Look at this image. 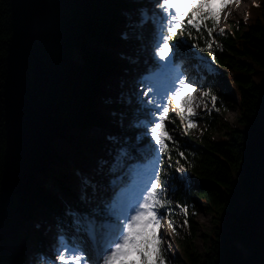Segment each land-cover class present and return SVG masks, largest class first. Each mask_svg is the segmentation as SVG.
Returning a JSON list of instances; mask_svg holds the SVG:
<instances>
[{
    "label": "trees",
    "instance_id": "1",
    "mask_svg": "<svg viewBox=\"0 0 264 264\" xmlns=\"http://www.w3.org/2000/svg\"><path fill=\"white\" fill-rule=\"evenodd\" d=\"M134 4L0 0V264H19L28 244L40 249V210L64 215L45 177L59 157L54 138L69 136L70 127H99L118 136L113 143L96 138L100 154H118L125 144L126 130L97 105L104 85L124 70L114 50H123L119 33ZM252 13L213 33L214 62L236 74L230 80L238 126L203 112L195 138L176 137L185 157L173 149L171 167L163 157L161 174L173 202L166 217L181 232L175 242L186 264H264V0ZM205 38L206 32L202 38L193 31L191 42L206 48ZM220 95L216 106L224 110L230 101ZM174 128L181 132L179 121ZM220 129L225 137L215 139ZM53 178L73 207L90 213L81 200L83 185L71 186L67 174ZM198 208L210 215L206 231L200 232Z\"/></svg>",
    "mask_w": 264,
    "mask_h": 264
},
{
    "label": "snow or ice",
    "instance_id": "2",
    "mask_svg": "<svg viewBox=\"0 0 264 264\" xmlns=\"http://www.w3.org/2000/svg\"><path fill=\"white\" fill-rule=\"evenodd\" d=\"M149 2L153 7L138 12L123 38L142 40L140 30L148 23L152 25L151 58L155 63L150 74L138 81L136 107L130 121L148 141L151 159L147 164L131 167L132 182L108 203V218L105 221L100 222L90 213H81L69 206L66 215L73 218L76 232H59L53 251L44 253L46 259L42 264H119L121 258L128 256L132 250L140 256L141 264H166L165 244L170 247L171 242H166L159 235V230L171 229L175 232L176 227L172 219L164 223L165 214L171 216L173 202L167 199L168 186L161 180L159 169L164 156L169 160V167L172 166L173 149L179 157H185L179 140L173 134L176 130L168 128L167 122L176 123L169 113H175L180 121L181 134L187 135L190 129L196 128L194 118L200 115L197 109L201 105L206 111L219 113L221 110L216 106L219 97L213 89L198 85L186 71L181 70L182 65L176 64L175 57L181 48L187 46V40L193 39V31L202 38L206 32V48L197 43L189 47L198 48L200 52L208 51L214 61L213 33L223 34L224 29L218 27L220 17L211 10L212 0ZM231 2L221 0L222 9ZM235 2L239 3V0ZM205 8L208 10L205 11ZM208 100L212 104L211 110H208ZM169 142L173 147L169 146ZM175 163L179 165L176 171L183 174L186 171L184 165L179 160ZM84 184L87 185L88 181L85 180ZM179 207L187 216V206ZM85 236L96 245L98 255L95 261L88 252Z\"/></svg>",
    "mask_w": 264,
    "mask_h": 264
},
{
    "label": "rangeland",
    "instance_id": "3",
    "mask_svg": "<svg viewBox=\"0 0 264 264\" xmlns=\"http://www.w3.org/2000/svg\"><path fill=\"white\" fill-rule=\"evenodd\" d=\"M142 0H139V2H141ZM258 2V0H239V3H236L235 0H232L231 3H229V9L230 12L228 10H225L224 7L222 9L221 7V1L218 5H211V10L216 13L220 18H219V28H223L225 30H230L231 25H236L237 23H239L240 20H242V18L245 15V10L248 9V7L250 6L249 9V17L252 18L253 17V11L256 8L255 4L251 6L252 3ZM228 5V4H227ZM225 5V6H227ZM145 7H141L138 3H136V5H133L132 7L129 8L128 13H134L135 15L138 14V12H140L141 10H144ZM228 9V8H227ZM208 9L205 8V11H207ZM126 42V49L125 52H122L124 58L127 57V53H130V49H132V47H135V51L140 47L139 45L143 46V41L139 40V41H135V40H125ZM94 45V44H91ZM131 46V48H129V46ZM139 46V47H138ZM138 47V48H137ZM144 47V46H143ZM144 49L146 50V48L144 47ZM133 52V53H134ZM140 53V51H139ZM138 53V55H139ZM135 54V53H134ZM147 57L149 59V62L152 60L149 56V53H147ZM151 59V60H150ZM126 60V59H125ZM133 61V60H132ZM176 64L179 63L180 65H185V59H175ZM209 64H212L209 61ZM208 64V65H209ZM213 65V64H212ZM192 69V68H190ZM201 72H203L204 70L201 68L200 69ZM222 71L225 75H220V74H214L216 76H212L211 78V82L214 84H216L217 86V91L218 93H221L225 99L230 101L229 107L225 108L224 110H221L219 112L220 116L222 117L223 121H226L227 123H229L231 126H238V124L236 123V118L238 115V111L236 109V104H235V92H234V86L232 81H230L229 79V75L231 76H236V74L229 72L228 70L222 68ZM130 71L127 72V74H125V76L122 78H114L112 80H110L109 82H107V84L104 86V93L102 96V100L99 97V101H98V105L97 108L102 111V114H104L105 112V105L108 106L109 104L114 105V106H126L127 109H130L127 115L125 110L126 109H122L121 111H119L117 113V115L114 116L115 120H117V123L119 122V125L122 128L127 129V133L123 136H121V140L123 142H125V146H129L132 148V145H137V141L139 137H142L140 135V131L139 129H136L135 127L132 126V124L130 123V117H132L133 115V110L136 107V103L134 102L135 98H130V95L128 96V94H130V92H128L127 90L124 89V93L122 91V95H124L122 97V95L120 96H115L116 92H114L115 90L118 91V86L120 87V82L126 80L127 78H129ZM228 77V78H226ZM216 78H220L219 81H217ZM140 80V79H139ZM138 80V81H139ZM137 81V82H138ZM133 90V93L136 94L138 90H136V86L135 88L133 87L131 89V91ZM119 93V91H118ZM195 95H200V93H195ZM131 100V103H129V101ZM103 101V102H102ZM209 101V100H208ZM207 101V103L209 104V102ZM115 104H114V103ZM209 107V105H208ZM110 110L107 108L106 112L108 113V115L110 116ZM197 111L200 113L199 116L195 117L194 119L196 120V128L194 129H190L188 134L189 137H193L195 138L200 132L201 129L203 127L202 123H201V117L203 115V112H207L204 108L203 105H201L200 108L197 109ZM123 119V121L121 122L120 119ZM119 118V119H118ZM168 125H171V122H167ZM169 130L170 126H168ZM84 130L82 127H70L68 128L67 132L68 135L66 138H54L52 145L55 148V150L57 151L59 157L57 158V160H55L52 165H51V169H49L45 175V177L47 176H54L56 177L57 174H63V175H68L69 176V183L71 184V186H75L77 187L79 184L82 186H84V189L87 191L86 194L83 196L84 199H81L83 203L87 204L88 206H90L89 209H94V206L96 204L97 201H103V200H107V201H111V197H110V192L112 193L111 188L113 186L110 187L109 191L106 190L104 188H102L103 185L107 184L106 182H104L101 186H98L97 183H99L100 178L106 176V175H110V173H112V169H114L116 166H120L119 172H120V177L123 179L125 178V170L121 171V167H124V164H121L119 159L117 158V160H113V158H108V161H103V163L101 164V171H97L95 169V164L92 163L91 159H92V150L88 149L89 145L88 144H93V138L94 136H97V133H94L95 127H93L89 133L85 134V139H84ZM222 132H225V130L220 129L219 131H216L214 138L215 139H220L221 137H225L224 134ZM93 136V137H91ZM84 141L85 144H82ZM140 141H138L139 143ZM147 143L145 144V148H147ZM132 152H124L123 155L127 156V154H131ZM122 156L121 159L124 157ZM128 159V158H127ZM113 160V161H112ZM112 164H111V163ZM79 168V170H78ZM82 175V177H79V173ZM99 173V174H98ZM80 179L82 180V183L80 181ZM87 180L88 184L85 185L84 181ZM122 187H117V189H120ZM55 192H57L58 195H60L59 190H57V186H55ZM64 197H60V200L62 201V205L64 206V208L67 210V208L71 205L70 199H66V201L63 200ZM41 214L40 217L43 219V223L41 224V236H42V240H44L46 243V248L43 247L42 249H44V252H51L53 251V247L52 244L50 242V240H53L54 243L56 241V237L57 234L59 232H63V231H67V225L69 223V219L65 218V215H56V213L49 211L48 209H45L42 211L40 210ZM43 216V217H42ZM67 220V221H65ZM196 220L197 223L199 224V229L200 232L202 231H206L207 229H209L210 227V215H208L207 213H205L202 209L198 208V211L196 212ZM72 222H73V218H72ZM164 223L167 224V221L164 220ZM74 224V222L72 223ZM61 225H63V227H60ZM71 225V224H69ZM159 235H161L165 241H170L171 242V246L169 247L168 244H165V249H166V264H186L184 260H182L180 254H179V250H178V246L175 244L173 238H181V232L176 228V231L173 232L171 229H161L159 230ZM48 245L51 246V249L48 250ZM86 246L88 248L89 251H91L90 249V242L88 241L86 243ZM196 246L197 249L199 251H202V244H201V239H197L196 242ZM24 253H23V258L21 259L19 264H42V262L46 259L44 254L42 252H40V250H37L34 246H32L31 244H28L27 247L24 249ZM135 252V257L131 260H126V259H122L120 260L119 264H141L140 261V256L138 255V253L133 250ZM96 256L98 255L97 251L96 252H92ZM37 257H39V260H37ZM94 258V261H95Z\"/></svg>",
    "mask_w": 264,
    "mask_h": 264
},
{
    "label": "bare ground",
    "instance_id": "4",
    "mask_svg": "<svg viewBox=\"0 0 264 264\" xmlns=\"http://www.w3.org/2000/svg\"><path fill=\"white\" fill-rule=\"evenodd\" d=\"M220 1L221 0H212V4L211 5H216V4H219L220 3ZM151 7H153V5H151V6H149L148 8H151ZM228 8V9H227ZM225 10H228L229 12H230V9H229V5H227L225 8H224ZM136 17V15L134 14V13H131L130 14V21H129V24L131 23V20L132 19H134ZM129 24H128V27H129ZM150 38H152V34L150 35ZM146 39V43L147 44H151V39ZM132 46V45H131ZM140 46V47H139ZM137 48V50H136V52H134L135 51V47H133L132 49H130V53H128L129 54V58L130 59H132L133 61H132V64L133 65H129L130 67H129V69L130 70H132V72H131V74H130V77L129 78H127L126 80H124L123 82H120V87L118 86V91H119V93H122V91H123V93H124V89L125 90H127L128 92H130V94H128V96L130 95V98H135L136 97V94H134L133 93V90L131 91V86L132 85H134L133 83L135 82V79L133 78L135 75L136 76H138V74H140V73H142V72H140V71H149V69H151L152 68V66H150V65H153V62L152 61H150L149 62V59H148V57H147V54H146V52H147V50H145L144 49V47L143 46H141V45H139ZM139 51H140V53H139ZM135 54H134V53ZM138 53H139V55H138ZM177 65H180L179 63H177ZM123 67H125V66H127V65H122ZM149 74V73H148ZM146 74H144V75H142V77L143 76H145ZM117 78V77H116ZM138 80V79H137ZM105 86V85H104ZM122 90V91H121ZM117 90H115L114 92H118ZM122 93V94H123ZM122 96H124V95H122ZM208 105H210V104H208ZM211 106V105H210ZM103 116V115H102ZM171 117V119L172 120H179L176 116H174V115H172V116H170ZM119 119V118H118ZM120 121L122 122L123 121V118L122 119H120ZM118 124H119V122H118ZM96 132H98L97 134H99V135H102V132L101 131H94V133H96ZM127 133V132H126ZM178 135H180L181 134V132L178 130L177 132H176ZM98 136V135H97ZM85 144V143H84ZM95 144H96V142H95ZM89 145V149H93L94 148V144L92 145V144H88ZM97 146H98V144H96ZM132 146H134L133 147V152H135V150H137V149H135V147H138L140 150H142L143 148V145L142 144H140V143H138V141H137V145H132ZM117 155L118 154H114V155H110L109 157H114V158H116L117 157ZM151 159V156L149 155L148 156V159H147V163H148V161ZM112 164V163H111ZM101 166V165H100ZM96 170H97V168H95ZM101 169V168H100ZM97 171H99V170H97ZM101 171V170H100ZM119 173V166H116L114 169H112V173H110V175H106V176H104V177H102V178H100V182L99 183H97V185L98 186H101L104 182H106L107 184H105V185H103L102 186V188H104L105 189V191L106 190H108L109 191V189H110V187L112 186V185H122V178L120 177V175L118 174ZM99 174V173H98ZM125 178H126V180H127V178L129 179V178H131L130 176H128L127 174H125ZM132 179V178H131ZM55 180V179H54ZM54 180H51L48 184H47V187H48V189L49 190H55V186H57L56 185V182L54 181ZM130 182V181H129ZM132 182V181H131ZM170 188L168 187V190H169ZM57 190H58V187H57ZM56 194H57V192H55ZM58 195V194H57ZM80 195V194H79ZM59 196V198H60V195H58ZM84 195H81V199H82V197H83ZM62 197H64V201H66V199H67V196L66 195H63ZM114 199V198H113ZM170 200H171V197H170ZM62 202V201H61ZM92 215V214H91ZM93 216V215H92ZM98 220V219H97ZM176 238V237H175ZM175 238H173V240H174V242H175ZM48 242V241H47ZM47 242H45L44 240H42L41 241V250H40V252L41 251H43L44 252V249H42L43 247H45L46 248V243ZM50 242H51V244H52V247H53V245L55 244L54 243V241L53 240H50ZM49 243V242H48ZM47 243V244H48ZM85 243H87V242H85ZM175 244H177L176 242H175ZM94 249L96 248V245H95V243H93V246H92ZM49 249H51V246L50 245H48V250ZM96 250V249H95ZM179 250V249H178ZM45 253V252H44ZM135 257V252L132 250L131 252H130V254L128 255V256H126V257H122L123 259H126V260H131V259H133Z\"/></svg>",
    "mask_w": 264,
    "mask_h": 264
}]
</instances>
